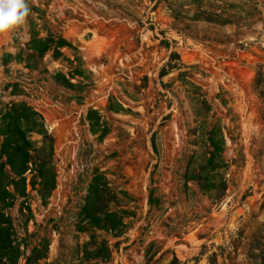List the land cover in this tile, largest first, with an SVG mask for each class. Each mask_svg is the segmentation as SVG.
Returning a JSON list of instances; mask_svg holds the SVG:
<instances>
[{"label": "rangeland", "instance_id": "374dc122", "mask_svg": "<svg viewBox=\"0 0 264 264\" xmlns=\"http://www.w3.org/2000/svg\"><path fill=\"white\" fill-rule=\"evenodd\" d=\"M27 3L0 35V129L16 109L31 143L22 175L0 155V264H264V0Z\"/></svg>", "mask_w": 264, "mask_h": 264}, {"label": "trees", "instance_id": "16d2710c", "mask_svg": "<svg viewBox=\"0 0 264 264\" xmlns=\"http://www.w3.org/2000/svg\"><path fill=\"white\" fill-rule=\"evenodd\" d=\"M31 48L37 51L39 56H42L45 52H47L50 48V43H55L56 47L66 46L68 43L63 38H46L39 39L33 38L31 39ZM59 54V50H57ZM57 78L59 82L63 84H70L63 75L57 74ZM15 111V113H14ZM32 114H37L35 111H31ZM19 113L16 112V109H11V111L7 112L4 115V119L8 117L11 118V122L5 125L2 129H0V134L3 135V142L1 145L0 155L3 154L6 157L5 164L10 167V170L16 175H22L27 170V157H28V148L30 147V141L25 137L23 131L21 130ZM25 116V115H24ZM28 116H25L27 119ZM213 159V158H212ZM19 161V165L16 166L15 162ZM4 164L0 163V175L3 173ZM42 176V174H41ZM23 179V177H22ZM24 180V179H23ZM53 184V183H50ZM53 187V185H51ZM96 192H94L95 194ZM10 193L5 189H0V201L5 200L6 196ZM92 195L89 198L88 203L91 200H95L96 198ZM86 208V207H85ZM92 220L93 222H99V218L96 216V212L93 213ZM111 218V215H107L106 219ZM9 217L5 216L4 213L0 212V255H8L11 253L13 249L11 246V240L9 237ZM1 258V256H0ZM98 264V263H95ZM168 264H181V262L173 257L172 260Z\"/></svg>", "mask_w": 264, "mask_h": 264}, {"label": "clouds", "instance_id": "9594fccd", "mask_svg": "<svg viewBox=\"0 0 264 264\" xmlns=\"http://www.w3.org/2000/svg\"><path fill=\"white\" fill-rule=\"evenodd\" d=\"M30 14L27 0H0V35L23 27Z\"/></svg>", "mask_w": 264, "mask_h": 264}]
</instances>
